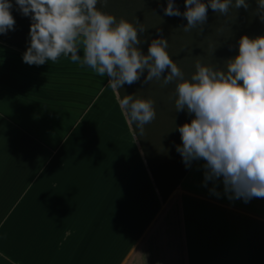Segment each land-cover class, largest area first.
<instances>
[{
	"label": "crops",
	"instance_id": "obj_1",
	"mask_svg": "<svg viewBox=\"0 0 264 264\" xmlns=\"http://www.w3.org/2000/svg\"><path fill=\"white\" fill-rule=\"evenodd\" d=\"M14 19L0 39V264H264V198L230 200L199 160L163 200L108 77L70 56L24 63Z\"/></svg>",
	"mask_w": 264,
	"mask_h": 264
},
{
	"label": "clouds",
	"instance_id": "obj_2",
	"mask_svg": "<svg viewBox=\"0 0 264 264\" xmlns=\"http://www.w3.org/2000/svg\"><path fill=\"white\" fill-rule=\"evenodd\" d=\"M98 2L15 0L17 10L31 19L30 46L23 62L41 66L70 56L81 68L87 66L97 75L107 76L112 89L140 81L145 71L144 84L153 79H162L164 85L179 81L175 84V108L194 115L190 123L177 128L182 146H176V151L185 166L194 160L205 161V182L222 178L230 200L243 198L247 203L264 198V36H241L238 55L226 61L225 69L197 63L195 73L185 79L166 51L167 39H153L145 55L138 47L143 42V26L98 10ZM103 2L106 7L107 0ZM231 6L232 0H185L186 11L181 13L173 0H168L163 11L166 16L186 18L183 30L188 32L197 26L202 30L209 7L227 15ZM235 7L247 10L249 4L235 0ZM12 8L10 0H0V34L14 30ZM257 8L264 21V0H257ZM119 107L140 134L156 118L152 100L126 95L119 100Z\"/></svg>",
	"mask_w": 264,
	"mask_h": 264
},
{
	"label": "trees",
	"instance_id": "obj_3",
	"mask_svg": "<svg viewBox=\"0 0 264 264\" xmlns=\"http://www.w3.org/2000/svg\"><path fill=\"white\" fill-rule=\"evenodd\" d=\"M202 2L207 3L208 0H202ZM246 2L249 4L247 10L243 7L237 9L235 7V0H232V6L229 8L227 15L215 13L209 7L208 19L202 26V30L201 26H197V28L185 32L183 27L187 25L186 18L183 16H166L163 9L167 7L168 0H160V8L154 11L155 15L150 17L148 13H145L143 20L140 21L141 23L137 25V27L142 25L145 29V32L140 34V39L143 42L138 47L146 55L148 46L153 39H167L168 47L166 51L173 62L176 63L177 67L182 71L185 79H190L191 75L195 73V65L197 63L214 69L223 70L226 68V61L237 55L238 41L241 36L247 35L251 38L264 36V21L260 19L257 0H246ZM173 3L181 13L186 11L185 0H173ZM109 4L111 5V3ZM113 5V9L119 13L115 15L117 20L132 15V9L129 6H121L115 3ZM11 11L13 17L20 19L23 28H25L27 32H30V17H24L17 10L16 5H13ZM129 18H126L127 21L133 23ZM252 21L253 25L249 27V23ZM133 25L135 26L134 23ZM0 39L7 41V38L2 34H0ZM27 42L30 45V37L27 38ZM166 75L167 71L162 74V78ZM146 76L147 71L143 73L142 77L145 79ZM144 79L141 80V85L139 81L132 85L125 84V91L122 88L116 89V91L119 99H123L125 93L126 95H133L134 99H154L156 103L159 102L162 104L164 111L166 110L168 113L167 115L171 114L172 116V119L170 118L168 121V131L171 137L165 165L162 163L163 158L160 157L158 160L151 148L146 137L145 128V135L142 136L136 125L131 123L156 187L162 199L165 200L196 161H192L190 165L186 167L182 156L176 151V146H182L180 133L177 128L185 123H190L194 115H189L186 110L177 111L175 108V84L179 81L164 85L162 79H153L150 82L151 88H149L148 84L143 83ZM139 85L141 89H139ZM147 89L148 91L153 90L154 95L151 93L153 97L145 95ZM149 149H151L153 156L149 155L147 152Z\"/></svg>",
	"mask_w": 264,
	"mask_h": 264
},
{
	"label": "rangeland",
	"instance_id": "obj_4",
	"mask_svg": "<svg viewBox=\"0 0 264 264\" xmlns=\"http://www.w3.org/2000/svg\"><path fill=\"white\" fill-rule=\"evenodd\" d=\"M10 2L13 5H15V0H10ZM109 3H111V5ZM114 3L117 5H121V6H123V5L129 6L132 9V15L124 17V18H125V20H127L126 18L130 17L129 19L133 21L135 26H137V21L139 23H141L140 21L143 20L145 13H148L150 15V17H153L155 15L154 11H156V9L160 8V6H159L160 0H107V6L106 7L104 6L103 0H99V2L97 4V8L103 12H106L108 14L115 16L116 14H119V13H117L115 11V9H113L112 6H114L113 5ZM239 14H240V12H239ZM252 25H253V21L249 23V27L250 26L252 27ZM2 35L5 38H7V33L2 34ZM237 55H238V53H237ZM142 79H144V77H142L141 80ZM141 80L139 81L140 85L142 84ZM140 85H139V89H141ZM148 86H149V88H151L150 82H149ZM122 89L125 91V85L122 87ZM139 92H140V90H139ZM151 93H152V95H154L153 90L148 91V89H147V92L145 95L153 97L151 95ZM125 96H126V93H125ZM147 98H149V97H147ZM152 101L154 102V108L156 111V118L151 123L144 126V128L146 130L145 133L147 135L146 136L147 140H148L151 148L153 149L155 155L157 156L158 160L160 157H162L163 158L162 163L165 165L166 159H167L166 156H167V153L169 151V143H170V137H171L169 134V131H168V121L170 120V118L172 119V116H171V114H169L170 116L167 115L168 113L166 112V110L164 111L161 103H159V102L156 103V101L154 99ZM145 133H143L141 135L144 136ZM147 152L149 153V155L153 156L151 149H149ZM153 162H154V160H153Z\"/></svg>",
	"mask_w": 264,
	"mask_h": 264
}]
</instances>
